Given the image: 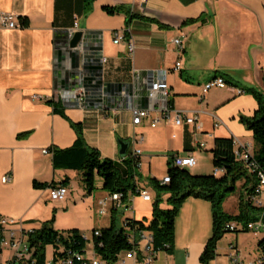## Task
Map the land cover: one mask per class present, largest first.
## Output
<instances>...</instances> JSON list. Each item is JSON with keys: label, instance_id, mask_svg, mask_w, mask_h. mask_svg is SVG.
Returning a JSON list of instances; mask_svg holds the SVG:
<instances>
[{"label": "crops", "instance_id": "obj_1", "mask_svg": "<svg viewBox=\"0 0 264 264\" xmlns=\"http://www.w3.org/2000/svg\"><path fill=\"white\" fill-rule=\"evenodd\" d=\"M106 8L118 11L109 14ZM1 14L15 16L22 26L0 28V218L18 222L1 228L0 238L9 237L11 229L40 230L51 221L55 230L76 229L85 236L111 226V212L99 215V203L110 196L102 178L95 177V189L89 193L81 173L54 169V152L71 148L77 140L72 124L81 125L88 147L121 168L119 141L131 143L128 157L133 142L144 138L136 144L142 151L136 182L152 200L130 194L129 209L117 215L119 226L125 219L152 220L156 193L150 180L162 182L168 176L173 156L193 155L197 165L191 174L204 175L213 169L211 151L217 138L233 139L240 145L237 149L257 152L253 134L240 118H252L258 109L255 97L242 89L264 91V0H95L90 9L83 0H0ZM75 23L80 52L71 47L75 36H67ZM117 32L134 41L133 56L126 42L114 44ZM176 39L183 42L181 54ZM179 61L182 67L177 71ZM165 77L174 110L197 117V124L177 126L172 116L157 128L150 127V120L134 126L126 98L132 97L130 105L147 107L149 84ZM216 78H223L232 90L214 88L203 97V86ZM78 90L84 93L83 103L73 99ZM66 92L70 94L64 97ZM156 163L163 166V176L154 170ZM66 180L69 197L52 201L51 190ZM36 181L48 187L36 188ZM242 181L241 190L246 184ZM245 194L244 187L234 211L225 213L238 215ZM168 198L161 197L162 209L170 208ZM260 199L264 208V194ZM78 207L90 213L84 226L68 217ZM252 216L261 218L258 212ZM66 223L71 226L60 228ZM257 225L264 227L263 221ZM238 229L225 235L209 264H232L231 250L244 264L260 258L264 233L240 232L241 225ZM212 231L211 204L187 200L176 221L173 254L159 252L151 264H202ZM92 247L91 242L88 258L94 255ZM11 255L10 251L7 262ZM4 258L2 249L0 260ZM122 259V264H134L125 255Z\"/></svg>", "mask_w": 264, "mask_h": 264}, {"label": "trees", "instance_id": "obj_2", "mask_svg": "<svg viewBox=\"0 0 264 264\" xmlns=\"http://www.w3.org/2000/svg\"><path fill=\"white\" fill-rule=\"evenodd\" d=\"M86 9H90L95 0H83ZM109 14H115L118 10L106 8ZM245 94H251L258 102V109L252 118L241 117V123L253 134L257 152L254 160L264 174V91L258 92L252 88H243ZM54 111L62 114L59 106L53 102H47ZM170 105L171 101H170ZM77 132V140L74 145L65 150H56L53 155V166L55 170L75 171L83 176L84 184L89 193L95 189L94 180L98 176L104 182V191L109 195L121 194L126 202L130 194H136L138 190L136 178L137 170L140 168V159H125L124 168L117 163L103 159L101 153L87 146L85 143L82 127L72 124ZM213 156V167L215 171L221 170L218 176L193 175L188 169L171 167L168 176L171 182L162 185L157 179H151L150 185L156 193L153 204V218L149 223L125 219L122 226L117 222L118 211L112 210V224L109 228L100 231L99 236L86 241L84 235L76 229L58 231L53 227V221L47 222L40 230H34L28 235L30 249V262L24 264H49L47 249L53 248L52 262L72 258L73 264H83L76 259V255L86 256L89 244H93V252L97 258L106 264L116 263L120 257L135 250L136 242L131 238L134 234L146 232L153 238V250L157 254L166 252L173 254L176 237V221L185 202L191 198L202 200L211 204L213 231L205 249L201 255L202 264H209L217 257L218 244L229 233H238L239 229L231 231L228 226L235 223L242 226L240 232L249 233V224L256 226L259 219L252 215L256 212L264 219V208L254 204L252 197H257L258 179L256 175H249L244 165L238 161L234 140L230 138H217L211 151ZM246 180V194L242 195L239 202V214L228 215L223 210V203L227 197L235 194L237 183ZM68 180L63 182L65 186ZM249 184H252L249 187ZM36 188H46L47 184L37 181ZM54 187V184L51 185ZM249 187V188H247ZM168 195L167 204L169 209H162L161 197ZM264 223V220H263ZM251 226V227H253ZM2 226L0 225V229ZM260 248L264 252V238L260 242ZM1 253V251H0Z\"/></svg>", "mask_w": 264, "mask_h": 264}, {"label": "built area", "instance_id": "obj_3", "mask_svg": "<svg viewBox=\"0 0 264 264\" xmlns=\"http://www.w3.org/2000/svg\"><path fill=\"white\" fill-rule=\"evenodd\" d=\"M142 1H146V0H142ZM21 26L22 23H20L15 16L11 14L0 15V28L17 29ZM77 32H78V24L75 23L74 28L70 30V32L67 34L69 40H72ZM113 42L116 45L126 42L129 55L130 56L134 55L135 53L134 41L130 40L127 37V35L117 32L113 35ZM174 44L177 47L178 53L181 54L184 49L182 40L176 39L174 40ZM72 50L76 52H80L82 50V47L76 46L75 48H72ZM106 62H107L106 59L102 61L103 64H105ZM181 67L182 64L180 61L175 64V70L179 71L181 70ZM214 88L232 90V88L229 87V85L225 82L223 78H216L203 86L202 96L203 97L206 96V94H208L209 91ZM69 94H70L69 92H66V95L64 93V97L68 96ZM73 97H74L73 99H75L76 101L82 103L84 101L83 99L84 93L82 92V90L75 91L73 93ZM131 98L132 97L128 95L126 100H127V109H129V111L132 114V123L134 126H141L145 123L146 120H150V127L157 128L162 123L163 120H169L171 119L172 116L174 117V123L177 126H192L197 124V117L187 115L186 113L177 112L170 105L171 91L166 81V77L162 79H158L156 81H152L149 84V88L147 91V101H148L147 107L142 108L140 106L135 105L133 102L130 105L129 101L131 100ZM143 141L144 138L138 141L135 140L133 142L134 149L132 153L125 159L127 158L133 160L140 159V157L142 156V151L136 147V144L138 142H143ZM234 144L236 148V155L238 161H240L244 165L249 175H256L258 179L259 185L256 190V194L258 196L254 198L252 197V200L255 205H257L260 208H263V203L260 197L264 194V174L261 171H259V168L254 160V155L250 153L248 150L243 149L242 147L237 149V147L240 146L237 141H234ZM43 154L48 155L49 151L44 150ZM125 159H123V161ZM171 165L172 167L179 169H185V168L193 169L197 165V160L193 155H189L187 157H180L175 155L172 158ZM221 173H222L221 170L215 171L216 176L220 175ZM9 181H10L9 177H5L3 179L4 183H8ZM170 182H171L170 177L167 176L161 183L162 185H166L169 184ZM137 194L144 201L149 202L152 200L150 193L145 189H138ZM69 195H70V189L66 186L55 187L50 192L51 200L54 202L65 201L69 197ZM129 203H130L129 199L125 202L121 194L110 195L108 199L103 200L99 203V215L104 216V212H111L112 210H116L118 212L127 211L129 209L128 208ZM0 225L2 226V228L14 227L18 225V222L12 219L0 218ZM228 228L231 231H234L235 229H238V225L233 223L229 225ZM33 231L34 230L24 231L23 229H20V231H18L11 229L9 233V237L0 238V251L8 247L14 252V255L12 256L10 261L7 262V264H24L30 262L31 254L28 245V235ZM252 231L255 232L262 231L264 233V227L260 225L253 226ZM94 235L99 236L100 231H95ZM138 236H140L141 238L139 242H137ZM132 237H134V242L137 243L136 248L135 250L131 251L129 254H126L125 259L133 260L134 264L152 263L154 261V258L156 257V253L154 252L152 245L153 243L152 236L146 232H140L134 234ZM84 238L86 241H91V239H88L85 235ZM142 243H145L144 248H141ZM75 257L78 261L83 262V264H106L105 262H102L99 258H97L95 254L91 258H88L87 255L86 256L76 255ZM229 257L232 260V264H244L240 260V256L235 250H231ZM123 261L124 260L122 259V257H120V259L114 264H122ZM49 264H54V262H52L51 260ZM55 264H73V259L69 258ZM252 264H264V252H262L260 258L255 263Z\"/></svg>", "mask_w": 264, "mask_h": 264}, {"label": "rangeland", "instance_id": "obj_4", "mask_svg": "<svg viewBox=\"0 0 264 264\" xmlns=\"http://www.w3.org/2000/svg\"><path fill=\"white\" fill-rule=\"evenodd\" d=\"M153 168H154V170L158 173V174H160V175H162L163 176V166L162 165H157V163H156V165L155 166H153ZM210 168V167H209ZM211 169V168H210ZM207 169V173H204V175L203 176H209V175H213L214 174V171H215V169H214V167H213V169ZM192 170V169H191ZM145 172H147L146 170H145ZM138 173H139V171H138ZM145 176V175H144ZM242 181V180H241ZM241 181H239L238 183H237V190H236V192H235V194H233V195H231V196H229V197H227L226 198V200L225 201H227V199H229L228 201H227V204H226V206L224 205V203H225V201H224V203H223V210H224V212H225V209H226V211L227 212H229V213H231V212H233L234 211V209H235V201L237 200V198L240 196V194H241V192H242V190H243V188L245 187L246 188V185L247 184H245V186L244 187H242V190H241ZM243 181H245L246 182V180H244L243 179ZM242 181V182H243ZM247 183V182H246ZM248 186V185H247ZM84 208L82 207V208H79L78 207V209L77 210H74V212H73V214H70L68 217L69 218H71L72 220H75V221H77V222H79L78 224H80V226H84V225H82V224H84L85 222H87V220H89L90 219V213H89V216H88V212H87V214H86V211L85 210H83ZM85 209H87L86 207H85ZM87 210H89V209H87ZM101 217H103V216H101ZM105 217H107V216H105ZM264 219H263V216H261V218H260V220L258 221V223L259 222H262ZM118 224H119V218H118ZM251 224H253V223H251ZM251 224H249V226H250V228H251ZM66 226H71L70 225V223H66V224H60V228H69V227H66ZM86 226V225H85ZM86 237L88 238V239H91V237L93 236V233H92V230H90V231H88L87 233H86ZM141 240V238H140V236H138L137 237V242H139ZM142 246L144 247L145 246V244L144 243H142ZM4 250H5V258H4V260H0V263H4V264H7V258H8V256H9V254H10V251L12 252V255L11 256H13L14 255V252H13V250H11L10 248H8V247H6V248H4ZM91 251H92V249H88V256L90 255V253H91ZM7 256V257H6ZM47 258H48V260L50 261V260H52V258H53V248L52 247H49L48 249H47ZM91 258V257H90Z\"/></svg>", "mask_w": 264, "mask_h": 264}, {"label": "water", "instance_id": "obj_5", "mask_svg": "<svg viewBox=\"0 0 264 264\" xmlns=\"http://www.w3.org/2000/svg\"><path fill=\"white\" fill-rule=\"evenodd\" d=\"M81 39V34H76L74 39L72 40V43H71V47L72 48H75L79 42V40ZM130 144L131 143H128V142H125L123 140H120L119 141V145H120V156L122 159H125L126 156H127V152L130 148Z\"/></svg>", "mask_w": 264, "mask_h": 264}, {"label": "bare ground", "instance_id": "obj_6", "mask_svg": "<svg viewBox=\"0 0 264 264\" xmlns=\"http://www.w3.org/2000/svg\"><path fill=\"white\" fill-rule=\"evenodd\" d=\"M185 169H188V170H190V169H192V168H185ZM144 264H151V263H144Z\"/></svg>", "mask_w": 264, "mask_h": 264}]
</instances>
